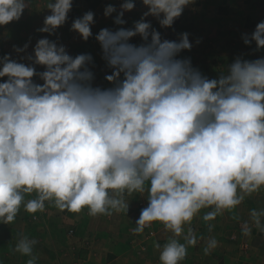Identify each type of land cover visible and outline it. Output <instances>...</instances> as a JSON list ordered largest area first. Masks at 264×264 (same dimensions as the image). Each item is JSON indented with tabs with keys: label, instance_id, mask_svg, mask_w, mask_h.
<instances>
[{
	"label": "clouds",
	"instance_id": "obj_1",
	"mask_svg": "<svg viewBox=\"0 0 264 264\" xmlns=\"http://www.w3.org/2000/svg\"><path fill=\"white\" fill-rule=\"evenodd\" d=\"M193 2L141 0L147 10L130 28L123 17L136 0L104 8V17L115 13L120 26L94 36L111 69L104 76L111 87L94 84L91 54L72 56L47 37L31 53V40L14 45L19 59L0 57V224L13 222L22 205L28 213L44 211L45 202L74 213L87 208L91 216L127 212L126 195L147 191L132 231L139 235L160 222L172 233L163 246L154 244L160 264H180L187 247L197 244L185 225L201 210L212 208L202 219L213 221L264 188V56H237L226 72L209 78L180 56L193 47L189 33L164 39L146 20L171 28ZM31 6L32 0H0V26L19 21ZM72 7L73 0H45L50 14L36 31L56 34ZM94 23L88 11L70 31L88 41ZM137 36L139 44L132 42ZM242 40L264 49V21ZM262 218L264 209L252 210L243 234L250 236L253 226L264 232ZM37 243L20 235L14 251L37 264ZM217 245L208 238L205 255Z\"/></svg>",
	"mask_w": 264,
	"mask_h": 264
},
{
	"label": "rangeland",
	"instance_id": "obj_2",
	"mask_svg": "<svg viewBox=\"0 0 264 264\" xmlns=\"http://www.w3.org/2000/svg\"><path fill=\"white\" fill-rule=\"evenodd\" d=\"M203 1L194 0L191 5L185 7L172 28L179 30L178 24L185 17L192 19L198 13H208L211 28L213 27L217 33L209 30L204 35L193 38V47L190 51H183L180 54L181 58L190 57L194 67H197L207 77L216 78L220 72H226L227 66L237 56L248 60L264 56V49L255 51V42L251 46H247L242 40L243 34L251 35L256 25L264 21V0H206L207 2L201 6ZM120 3L122 0H102L99 8L92 11L97 14L94 18L95 23L91 27L93 37L84 41L78 33L70 31L72 20L69 15L72 14V10L68 14L67 22L57 30L56 34L49 36L47 33L37 32L36 30L43 26L44 17L50 12L44 9L45 0H32L31 8L25 9L19 21L0 26V57L10 53L12 58L19 59L13 51L14 45L23 47L31 40L27 50L28 53H31L37 40L47 37L65 45L68 53L72 56L83 53L91 54L95 64V67L92 68L95 73L94 84L111 87V84L104 79L106 74H111V69L106 67L100 46L94 36L103 28L116 29L120 27L113 23L115 13L113 17L108 18L103 15L104 8L108 4L119 8ZM196 4L197 9L194 6ZM77 8L80 17L91 11L85 0H77ZM146 10L141 0H136V7L132 10L135 15L131 13L132 11L126 12L123 17L126 24L123 27H132L133 23L139 20ZM250 16L253 18L254 24L247 28L245 25ZM215 18H219L220 22H216ZM146 20L165 36L164 39L175 40L178 38L177 34L180 32L176 33L171 28H161L154 17H147ZM189 24L195 26L197 24L196 17ZM182 25L186 24L182 22ZM221 29L223 32L218 33ZM132 42L139 44L140 37H135ZM22 62L27 63V61ZM43 70L41 66H37V71ZM34 79L37 83H42L38 78ZM0 82L3 80L0 79ZM137 195H139L138 199ZM146 196L147 191L143 194L126 195V200L129 202L127 212L121 211L116 215H113V212L110 216L108 215L109 217L103 214L91 216L88 214L87 208L79 213L68 210L60 211L51 202H45L44 211L28 213L22 205L13 222L7 225L0 224V264H26L29 257L14 251L20 235H27L38 241L33 249L34 255L38 257L37 264L46 262L49 264H111L109 259L112 256L119 257L113 264H160V250L155 248L154 244L159 243L163 246L172 233L165 230L160 222H154L151 227L146 228L139 235L132 231L136 227L135 222L139 218L141 210L147 207ZM34 197L35 194L28 195L25 200ZM262 209H264V188L246 196L235 209L225 210L213 221L205 222L202 219L204 213L212 211V208L201 210L191 225H185V232L188 227L193 229L197 236V244L187 247V256L180 264H240V262L241 264H257L258 261L252 258L253 255L261 257L260 264H264V232L253 226L251 235L245 236L241 228L242 223L250 222L252 210L260 211ZM211 223L214 227L209 232L208 224ZM262 223H264V218H262ZM57 225L59 226L57 227ZM203 227L205 228L203 229ZM201 236L204 237L203 240L200 239ZM210 237H214L218 245L215 248L216 253L207 255L206 258L202 250L206 246V240ZM177 239L180 243H185L183 237ZM230 240L237 241L239 246L235 247L232 242L229 243ZM223 253L230 255L225 257L222 255ZM51 255L55 257L54 260ZM85 260L90 262L86 263Z\"/></svg>",
	"mask_w": 264,
	"mask_h": 264
},
{
	"label": "crops",
	"instance_id": "obj_3",
	"mask_svg": "<svg viewBox=\"0 0 264 264\" xmlns=\"http://www.w3.org/2000/svg\"><path fill=\"white\" fill-rule=\"evenodd\" d=\"M207 1L206 0H204L200 5L201 6H203L204 5V3H206ZM195 6V8L197 9L198 8V6H197V4L196 5H194ZM201 8V7H200ZM133 15H135L134 13H133V11L131 12ZM208 13H206V14H197V15H195V16H193L194 18L196 17V20H197V24L194 26V24H189V22H191V20H193L194 18H192V19H187L186 17L184 18V19H181L182 21H181V23L180 24H178V28H179V30H177V29H173L172 27H171V29L172 30H174V32H176V33H178V32H180V33H184V32H187V33H189V41H190V43H192L193 44V38H198V37H200V36H202V35H204L206 32H208L209 30H212L211 32H213V33H217L216 32V30H214V28L212 27L211 28V25H210V17L208 18V15H207ZM150 17V16H149ZM184 20H187L188 22H186V21H184ZM205 21V22H202V21ZM182 22H183V24H186V25H182ZM212 23V22H211ZM155 29H157L156 27H154ZM168 29V28H167ZM166 29V30H167ZM182 30V31H181ZM220 31H222V29L221 30H219L218 31V33L220 32ZM223 32V31H222ZM179 33V34H180ZM179 34H177L178 36H179ZM162 35V34H161ZM163 37H165L164 35H162V38ZM177 39V38H176ZM175 39V40H176ZM132 197V196H131ZM118 212H114V214L113 215H116ZM110 216V215H109ZM108 215H107V217H109ZM156 224H158V223H156ZM212 224V223H211ZM209 225V224H208ZM59 225H57V227H58ZM159 226V225H158ZM205 227H203V229H204ZM196 230H197V232H198V229H197V227H196ZM218 237V236H217ZM230 242H232L233 243V245L235 246V247H238L239 246V243H236L237 241H234V240H230L229 241V243ZM62 247V246H61ZM198 251L200 250V249H197ZM37 252V251H36ZM35 252V253H36ZM202 253L204 254V249L202 250ZM216 253V249H213L208 255H213V254H215ZM235 253H237V251H235ZM111 254V253H110ZM37 255H38V253H37ZM222 255H224L225 257H228L227 255H230L229 253H223ZM51 256H53V255H51ZM254 256V257H253ZM252 256V258L255 260V261H258V263L260 264L261 262H262V258L261 257H258L257 255H253ZM238 257H239V259H240V256L238 255ZM54 256H53V260H54ZM114 257L112 256V258L111 259H109V262L111 263V264H113V262H115L116 260H118L119 259V257H116V258H114ZM206 258H207V255H206ZM189 259H191L190 257H189ZM49 260H50V258H49ZM227 260H228V258H227ZM51 261V260H50ZM223 261V260H222ZM225 261H226V259H225ZM235 261V260H234ZM85 262L86 263H89L90 261L89 260H85ZM239 262H240V260H239ZM226 263H228L227 261H226ZM233 263V262H232ZM257 263V264H258ZM45 264H49L48 262H46ZM240 264H241V262H240Z\"/></svg>",
	"mask_w": 264,
	"mask_h": 264
},
{
	"label": "trees",
	"instance_id": "obj_4",
	"mask_svg": "<svg viewBox=\"0 0 264 264\" xmlns=\"http://www.w3.org/2000/svg\"><path fill=\"white\" fill-rule=\"evenodd\" d=\"M86 1V4H87V7L89 10L91 11H96L100 4L102 3V0H85ZM228 12V11H227ZM226 12V13H227ZM94 13V12H93ZM96 15L94 13V18H96ZM70 19L73 21L74 19L80 17V13L78 11V8H77V0H73V7H72V14L69 15ZM215 21H219L220 22V19L219 18H215ZM254 24V21H253V18L250 16L246 22V27L247 28H250L252 27ZM159 31V30H158ZM139 198V195H137V199Z\"/></svg>",
	"mask_w": 264,
	"mask_h": 264
}]
</instances>
